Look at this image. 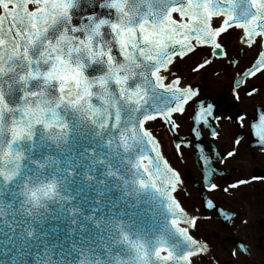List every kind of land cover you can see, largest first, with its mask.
<instances>
[{
  "label": "snow or ice",
  "instance_id": "obj_1",
  "mask_svg": "<svg viewBox=\"0 0 264 264\" xmlns=\"http://www.w3.org/2000/svg\"><path fill=\"white\" fill-rule=\"evenodd\" d=\"M234 32L256 52L239 89L264 77V0H0V264H198L209 246L154 126L218 118L173 69L226 56ZM251 128L264 151V110Z\"/></svg>",
  "mask_w": 264,
  "mask_h": 264
},
{
  "label": "flooded vegetation",
  "instance_id": "obj_2",
  "mask_svg": "<svg viewBox=\"0 0 264 264\" xmlns=\"http://www.w3.org/2000/svg\"><path fill=\"white\" fill-rule=\"evenodd\" d=\"M223 43L221 51L227 55L209 56L212 62L197 71L193 83L203 97L215 104L218 118L209 125L198 124L200 135L195 138L191 109L187 115H177L179 126L174 133L167 124H162L167 139L171 138L173 162L166 157L181 174L180 199L199 217L193 234L209 246V251L198 257V264H264V151L257 146L258 138L251 128L257 112L264 110V77L258 75L237 89L236 74L247 68L256 52L238 39L235 32L224 37ZM209 52L215 50L203 48L198 52L197 63ZM191 67L186 60L177 66V72L183 70L182 76L188 80L187 69L192 71ZM249 85L256 90L251 95ZM240 115L244 116L242 126L237 120ZM212 131L217 135L213 136ZM236 139L240 140L239 145L234 143ZM233 148L236 154L229 157L227 152ZM204 156L208 157L207 163ZM237 180L248 182L231 188ZM209 181L218 188H208ZM209 199L216 207L204 206Z\"/></svg>",
  "mask_w": 264,
  "mask_h": 264
},
{
  "label": "rangeland",
  "instance_id": "obj_3",
  "mask_svg": "<svg viewBox=\"0 0 264 264\" xmlns=\"http://www.w3.org/2000/svg\"><path fill=\"white\" fill-rule=\"evenodd\" d=\"M195 57H196L195 60H192L193 59V56H192V57H190L188 59H185V60H182L180 62V63H183L186 60H189V62L191 63L192 71L191 70L189 71V69H187L188 70L187 76L189 77L188 81H191L192 83H194L195 80H197V71L196 72L193 71V69L195 68V66L197 64V56H195ZM173 72H175V73H177V74H179L181 76H182V74H184L183 73V70H180L179 73H178L177 72V67L173 69ZM154 131H155L156 135L163 142V151H164V153L173 162V160H172V157H173V148H172V145H171V138L170 139H167L165 129H164V127L162 125H156V126H154Z\"/></svg>",
  "mask_w": 264,
  "mask_h": 264
},
{
  "label": "water",
  "instance_id": "obj_4",
  "mask_svg": "<svg viewBox=\"0 0 264 264\" xmlns=\"http://www.w3.org/2000/svg\"><path fill=\"white\" fill-rule=\"evenodd\" d=\"M193 119V118H192ZM194 127H197V125H195ZM194 129V128H193ZM172 133L175 132V129H170ZM179 144L178 140L175 141V145ZM187 175L193 180L195 181L194 177L190 174V171H187Z\"/></svg>",
  "mask_w": 264,
  "mask_h": 264
}]
</instances>
